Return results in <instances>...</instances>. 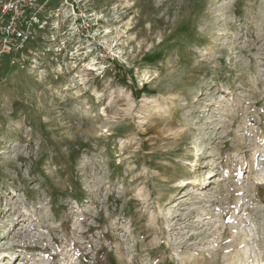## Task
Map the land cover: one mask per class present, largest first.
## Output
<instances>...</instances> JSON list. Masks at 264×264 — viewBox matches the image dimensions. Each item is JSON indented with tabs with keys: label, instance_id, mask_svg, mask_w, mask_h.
<instances>
[{
	"label": "rangeland",
	"instance_id": "obj_1",
	"mask_svg": "<svg viewBox=\"0 0 264 264\" xmlns=\"http://www.w3.org/2000/svg\"><path fill=\"white\" fill-rule=\"evenodd\" d=\"M76 1L0 64V264H264V0Z\"/></svg>",
	"mask_w": 264,
	"mask_h": 264
},
{
	"label": "built area",
	"instance_id": "obj_2",
	"mask_svg": "<svg viewBox=\"0 0 264 264\" xmlns=\"http://www.w3.org/2000/svg\"><path fill=\"white\" fill-rule=\"evenodd\" d=\"M56 2L60 7L68 6L75 21L84 17L80 4L76 0H6L0 2V64L8 57L14 61L16 56L28 50L40 31L48 26L53 17L63 15L61 9L54 8ZM77 13L79 15H77ZM103 47L97 46L94 51L99 58L104 55Z\"/></svg>",
	"mask_w": 264,
	"mask_h": 264
},
{
	"label": "trees",
	"instance_id": "obj_3",
	"mask_svg": "<svg viewBox=\"0 0 264 264\" xmlns=\"http://www.w3.org/2000/svg\"><path fill=\"white\" fill-rule=\"evenodd\" d=\"M116 69H122L121 67H116ZM120 71V70H119ZM118 73V72H117ZM123 83L128 84L127 80H122Z\"/></svg>",
	"mask_w": 264,
	"mask_h": 264
},
{
	"label": "crops",
	"instance_id": "obj_4",
	"mask_svg": "<svg viewBox=\"0 0 264 264\" xmlns=\"http://www.w3.org/2000/svg\"><path fill=\"white\" fill-rule=\"evenodd\" d=\"M4 1H6V0H0V2H4Z\"/></svg>",
	"mask_w": 264,
	"mask_h": 264
}]
</instances>
